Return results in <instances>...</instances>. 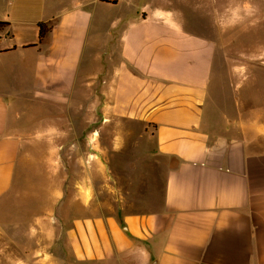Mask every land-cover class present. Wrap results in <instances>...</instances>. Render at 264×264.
Listing matches in <instances>:
<instances>
[{
	"label": "crops",
	"instance_id": "0c3cea01",
	"mask_svg": "<svg viewBox=\"0 0 264 264\" xmlns=\"http://www.w3.org/2000/svg\"><path fill=\"white\" fill-rule=\"evenodd\" d=\"M228 1L0 0V264H264V116L216 105L264 96V0Z\"/></svg>",
	"mask_w": 264,
	"mask_h": 264
},
{
	"label": "rangeland",
	"instance_id": "374dc122",
	"mask_svg": "<svg viewBox=\"0 0 264 264\" xmlns=\"http://www.w3.org/2000/svg\"><path fill=\"white\" fill-rule=\"evenodd\" d=\"M222 1L226 3V6L230 4L231 1L228 0H218L219 5L222 4ZM241 6L247 7V8H255L256 6L258 7L257 1L256 0H240ZM249 12H246L245 15L248 16ZM251 14L249 15L250 17V23L251 22H258L260 19L263 18L260 15H254L253 10L250 12ZM258 32V31H257ZM241 35L247 36L248 34H244L241 32ZM232 38V37H231ZM230 38V39H231ZM256 38L259 40L262 38L260 36V33L256 34ZM231 81H223L222 87H224V93H228V86L230 85ZM222 90V91H223ZM216 105L218 106V110H220L221 114L224 115L225 120L231 121L234 120V117H241V119L248 121L250 118L251 112L250 110H254L255 108L258 111V113H254L252 116L254 117L255 115L257 116H264V96H234V95H229V94H223L218 97H216ZM239 105V108L241 110V113L234 114V111L236 110V107ZM219 112V113H220ZM236 119V118H235ZM133 131H136V129H130ZM137 132V131H136ZM135 146V145H134ZM147 167V166H146Z\"/></svg>",
	"mask_w": 264,
	"mask_h": 264
},
{
	"label": "trees",
	"instance_id": "16d2710c",
	"mask_svg": "<svg viewBox=\"0 0 264 264\" xmlns=\"http://www.w3.org/2000/svg\"><path fill=\"white\" fill-rule=\"evenodd\" d=\"M2 25H3V23H0V26H2ZM50 29H51V25L49 22L38 24L39 41H41L47 35V33L50 31Z\"/></svg>",
	"mask_w": 264,
	"mask_h": 264
}]
</instances>
